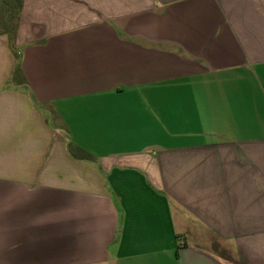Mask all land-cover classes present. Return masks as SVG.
Masks as SVG:
<instances>
[{
  "label": "crops",
  "instance_id": "obj_1",
  "mask_svg": "<svg viewBox=\"0 0 264 264\" xmlns=\"http://www.w3.org/2000/svg\"><path fill=\"white\" fill-rule=\"evenodd\" d=\"M16 45L0 264H264V0H23Z\"/></svg>",
  "mask_w": 264,
  "mask_h": 264
},
{
  "label": "trees",
  "instance_id": "obj_2",
  "mask_svg": "<svg viewBox=\"0 0 264 264\" xmlns=\"http://www.w3.org/2000/svg\"><path fill=\"white\" fill-rule=\"evenodd\" d=\"M22 5H23V0H0V6H4L6 8L7 17H9V15L12 13L14 14L15 17V21H13L11 25H8L3 29H0V33H5L8 35L9 44L15 56V66L10 81L17 84H23L28 86L27 79L22 70V56L16 46L17 27L20 19ZM30 95L34 105L35 106L40 105L36 100V98L34 97L32 91H30ZM68 150L71 153V155L75 158L89 159V160L95 159V157L89 151L80 147L72 139L68 140Z\"/></svg>",
  "mask_w": 264,
  "mask_h": 264
},
{
  "label": "rangeland",
  "instance_id": "obj_3",
  "mask_svg": "<svg viewBox=\"0 0 264 264\" xmlns=\"http://www.w3.org/2000/svg\"><path fill=\"white\" fill-rule=\"evenodd\" d=\"M8 18V19H7ZM15 21V17H14V14H10L9 17H7V11H6V8L4 6H0V29H3L4 27L8 26V25H11L12 22ZM19 24V22H18ZM18 28V27H17ZM17 46V45H16ZM18 49V48H17ZM236 259V264H238L237 262V258H236V254H232L230 256V258H234Z\"/></svg>",
  "mask_w": 264,
  "mask_h": 264
}]
</instances>
